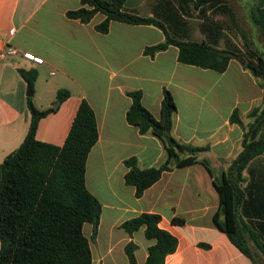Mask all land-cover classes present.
I'll return each mask as SVG.
<instances>
[{"label": "crops", "instance_id": "obj_1", "mask_svg": "<svg viewBox=\"0 0 264 264\" xmlns=\"http://www.w3.org/2000/svg\"><path fill=\"white\" fill-rule=\"evenodd\" d=\"M194 1L125 0L124 7L159 20L177 39L205 41L238 53L240 57L231 59L224 72L178 62L173 45L153 57L144 55L146 46L164 39L163 31L154 25L111 21L108 32L100 33L95 26L104 17L101 13L88 23L68 18L66 11L79 7L80 0H0V50L7 42L43 59L42 64L21 56L0 61V161L22 142L31 119L23 90L14 101L9 94L12 69L17 79L22 78L18 68L37 71L33 92L40 109L57 102L58 89L71 93L39 120L36 138L40 141L62 145L85 99L98 129L97 142L86 159L85 185L100 201L101 214H111L107 253L115 246L124 253L121 261L112 257L107 264H128L124 245L129 240L137 245L138 264L145 263L153 240L144 236L143 227L132 234L122 227L143 212L158 213L159 226L177 238L166 264H253L214 224L219 197L212 175L201 163L165 171L139 198L134 187L124 183L125 159L135 156L139 166L150 167L167 157L160 138L141 134L126 122L131 103L127 90H141L143 105L158 118L163 89H168L176 104L171 134L182 143L208 146L198 157L209 161L215 177L234 158L242 138L241 128L229 122L231 112L237 108L244 121L242 116L261 103L260 79L243 66L264 58V0H222L235 12L245 37L228 30L212 13L213 7L197 6ZM173 217L185 222L174 224ZM255 258L264 264L262 257ZM98 261L102 264L103 259Z\"/></svg>", "mask_w": 264, "mask_h": 264}, {"label": "trees", "instance_id": "obj_2", "mask_svg": "<svg viewBox=\"0 0 264 264\" xmlns=\"http://www.w3.org/2000/svg\"><path fill=\"white\" fill-rule=\"evenodd\" d=\"M194 2L197 6L213 7L212 13L219 15L228 30L245 37L235 12L227 3L222 0ZM124 4L125 0H80L79 7L65 14L88 23L101 13L104 17L95 26L100 33L108 32L111 21L160 28L164 39L143 50L149 57L173 45L178 49V62L217 72H224L231 59L240 57L234 51L205 41L177 39L159 20L129 12ZM254 19L260 23L258 17ZM243 67L260 79L262 100L248 111L246 123L237 108L231 112L229 122L241 128L242 138L239 150L219 177L214 176L207 159L198 157L208 146L182 143L171 134L176 104L168 89H163L158 118L143 105L141 90H127L131 103L125 113L126 122L136 126L141 134L152 133L160 138L167 157L150 167L139 166L135 156L125 159L124 183L134 187L135 197L139 198L165 171L201 163L212 175L219 197L212 215L214 224L242 254L258 264L255 255L264 259V58L248 61ZM18 72L33 91L37 71L18 68ZM70 94L67 89H58L56 100L61 102ZM27 107L31 115L28 131L22 142L0 161V264H92L89 239L83 226L91 224L90 239L94 240L102 206L85 185L87 155L98 139L94 111L82 99L65 141L59 146L36 138L39 120L53 108H38L32 96H27ZM160 221L158 213L143 212L122 223L128 234L143 227L144 236L153 240L144 264H166L165 257L177 247L176 236L160 227ZM171 221L183 224L185 219L173 217ZM136 248L131 240L125 243L128 264H138Z\"/></svg>", "mask_w": 264, "mask_h": 264}, {"label": "rangeland", "instance_id": "obj_3", "mask_svg": "<svg viewBox=\"0 0 264 264\" xmlns=\"http://www.w3.org/2000/svg\"><path fill=\"white\" fill-rule=\"evenodd\" d=\"M10 68H14L11 66ZM17 71L16 69H12V75L9 79L8 77V86L10 87V95L13 97V101L15 100V96L23 90V93L26 94L27 91V83L25 84L23 79H17ZM33 92V91H32ZM11 101L12 99L9 98ZM32 101L33 103L37 106V103L34 98V92L32 95ZM56 103V102H55ZM38 107V106H37ZM244 117V121L246 123L247 121V115L242 116ZM238 148H240L239 143H238ZM110 220H111V214H108L107 212H102L101 217H100V223L98 227V234L94 240L90 239L91 235V224L90 223H85L83 226V232L85 236L89 239V244L92 252V264H100L98 261L99 259H103L102 264H107L109 262L110 258H116V259H121L124 258V253L122 252V248L120 246H115L113 247L112 250H110V253H107L109 246L111 245L110 243Z\"/></svg>", "mask_w": 264, "mask_h": 264}, {"label": "built area", "instance_id": "obj_4", "mask_svg": "<svg viewBox=\"0 0 264 264\" xmlns=\"http://www.w3.org/2000/svg\"><path fill=\"white\" fill-rule=\"evenodd\" d=\"M14 56H21L23 59L34 64L43 63V59L40 56H37L30 51H23L19 48H16L15 46L10 45L7 42H4L0 50V61H4Z\"/></svg>", "mask_w": 264, "mask_h": 264}, {"label": "water", "instance_id": "obj_5", "mask_svg": "<svg viewBox=\"0 0 264 264\" xmlns=\"http://www.w3.org/2000/svg\"><path fill=\"white\" fill-rule=\"evenodd\" d=\"M26 95H27V96H32V95H33V92H32V90L30 89V86H29V85H27ZM58 104H59V101H57V102H56L55 104H53L51 107H52L53 109H56L57 106H58Z\"/></svg>", "mask_w": 264, "mask_h": 264}, {"label": "bare ground", "instance_id": "obj_6", "mask_svg": "<svg viewBox=\"0 0 264 264\" xmlns=\"http://www.w3.org/2000/svg\"><path fill=\"white\" fill-rule=\"evenodd\" d=\"M110 248V247H109Z\"/></svg>", "mask_w": 264, "mask_h": 264}]
</instances>
